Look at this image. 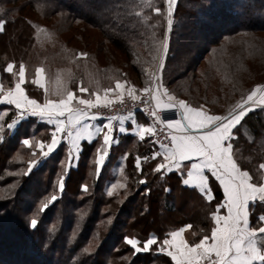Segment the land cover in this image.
<instances>
[{
    "label": "trees",
    "instance_id": "obj_1",
    "mask_svg": "<svg viewBox=\"0 0 264 264\" xmlns=\"http://www.w3.org/2000/svg\"><path fill=\"white\" fill-rule=\"evenodd\" d=\"M142 3L143 0H0V19L7 21L0 32L2 82L5 85L10 79L4 69L11 61L18 66L23 63L28 68H42L47 93L58 87V79L72 91L78 87L90 92L113 88L118 80L129 86L142 85V67L145 62L155 63L158 42L168 32L169 49L163 54L165 67L160 78L164 87L193 107L203 105L213 115H227L231 106L255 85L240 90L235 83L236 68L230 66L227 73L219 70L222 67L216 65L223 59L221 49L234 37L242 41L264 32V0H177L170 32L164 1L151 0L160 13ZM145 16L149 17L147 21ZM51 20L55 40H60L64 30L75 27L74 32L76 28L85 32L89 27L98 31L100 45L89 51L64 41L44 53L38 45L36 27L40 21ZM189 37L197 38L200 46L187 49L182 42ZM181 50H185L183 54H179ZM202 64L206 65L204 70ZM215 78L222 83H212ZM7 108L10 109L0 107V112ZM15 114L10 109L3 118L5 128ZM244 129L252 135L247 139L240 136L236 141L237 158L257 182L259 166L264 163V108L247 114ZM25 138L30 140L29 146L22 144ZM50 138L49 125L28 117L20 121L13 134L5 131L0 140V264H173L158 251V245L133 255L124 237L143 241L155 235L163 240L170 231L191 225L192 238L188 241L198 242L210 231V213L222 199L218 186L210 182L215 200L207 202L197 190L182 186L176 174L162 177L154 172L157 159L142 162L138 171L136 157L150 152L149 140L121 139L97 173L95 160L101 147L98 141L82 143L79 159L72 166L65 143L48 157H38L36 142L48 143ZM33 159L39 163L28 172V163ZM120 163L122 171L117 169ZM60 176L65 178L63 190H59ZM113 184L117 185L115 189ZM166 188L170 191L166 192ZM52 195L56 201L41 212V206ZM261 211L258 206L251 219L253 225ZM33 218L38 221L35 229L30 226Z\"/></svg>",
    "mask_w": 264,
    "mask_h": 264
},
{
    "label": "snow or ice",
    "instance_id": "obj_2",
    "mask_svg": "<svg viewBox=\"0 0 264 264\" xmlns=\"http://www.w3.org/2000/svg\"><path fill=\"white\" fill-rule=\"evenodd\" d=\"M166 22L168 30L173 27L174 6L177 0H165ZM143 7H150L155 13H160L161 9L154 6L151 0H143ZM2 11V9H0ZM148 16L144 17L147 21ZM7 21L0 19V32L6 28ZM35 27V26H34ZM154 27V26H153ZM42 31V29H41ZM169 49L168 32L164 34V38L158 42L157 56L158 68L165 67L164 55ZM79 56H86L87 53H78ZM14 64L8 63L4 71L13 73ZM43 69L37 68L33 83L43 87L42 78ZM19 80L13 88L4 91L0 88V103L12 105L16 109L15 117L6 128L0 123V140L4 139V132L11 131L17 127L19 121L25 116L31 115L45 120L49 125H55L51 131V139L46 145L43 142H36L35 147L40 149V157H48L62 140H67L69 147V157L72 152L80 151L81 139L93 141L95 136L102 133L103 143L97 149V157L95 160L96 172H101V167L108 155V149L112 144L113 137V121H119V131L124 133L128 131L123 124L126 119H131L134 127L132 131L143 140L145 136H155L157 129L155 124L159 123L166 126L168 130L167 139L169 143H160V150L151 154V158L163 157L160 163L155 165L153 169L156 173L179 172L182 177L186 173L187 178H182L181 184L186 187H193L198 190L201 195L209 202L215 197L211 189L210 178L214 177L219 182V186L223 190V202L217 204L216 211L210 213L214 226L210 228V235L204 234L198 242H190L186 240L183 233L191 225H185L178 230H172L165 235L163 240H159L155 235L143 241L135 237H124L126 245L133 250V255L140 252H148L152 246L158 245V251L165 253L174 264H264V210L255 217L256 223L253 225L250 218L255 214L258 206L264 207V182H256L248 170H244L237 158L236 141L240 136L246 139L252 134L244 129V121L247 114L252 110L249 105L255 106L257 103L264 105V85L254 86L246 97L238 100L227 115H212L203 110V105L193 107L186 103L183 99H176L164 87L163 83H157L158 76L152 75L153 84L145 87L140 91L150 94V100L155 107L150 112L154 117L152 124L137 123L134 115L129 111L127 116L112 115L107 117V123L102 126L94 127L86 120H96L103 113L99 111H91L98 106L108 107L112 101L107 100L102 104L101 96L93 92L95 100L91 98H82L78 94H74L72 90L67 89L59 79L57 81L58 88L56 95L59 99L53 100L46 98L43 103H39L36 99L29 98L25 93L22 85L25 82V66L23 63L19 65ZM123 83L116 82V89H121ZM89 90L80 87L79 92L85 93ZM114 90L107 88L105 94ZM47 92V89H46ZM135 89L129 88L128 95L133 101L139 100L140 97L134 94ZM116 100L123 99V93L115 96ZM147 105L148 101H143ZM79 105V106H74ZM147 110V108L145 109ZM169 110H175L177 119L161 118V113H167ZM243 130V131H242ZM25 146L30 145V140L25 138L22 140ZM46 147V151L44 150ZM147 161L148 157H143ZM39 161L33 159L28 163V172H31ZM135 167L139 171L141 169V158L138 156ZM260 169H264V163L260 164ZM67 171V169H65ZM25 173V175L28 174ZM206 173H210L211 177ZM64 176L59 177V189L65 187ZM264 180V174L261 175ZM140 183H145L141 180ZM122 186V185H121ZM83 187V186H82ZM117 185L113 184L112 189ZM150 191V190H149ZM166 192L170 189H165ZM108 195H112L110 189ZM57 197L52 195L40 208L42 212L50 203L56 201ZM226 208L227 214L221 215V211ZM38 225L37 219L30 221V226L35 229ZM195 235V234H194Z\"/></svg>",
    "mask_w": 264,
    "mask_h": 264
},
{
    "label": "rangeland",
    "instance_id": "obj_3",
    "mask_svg": "<svg viewBox=\"0 0 264 264\" xmlns=\"http://www.w3.org/2000/svg\"><path fill=\"white\" fill-rule=\"evenodd\" d=\"M163 1H164V14L166 17L167 4H166L165 0H163ZM175 6H174V8H175ZM36 19L38 20V18H36ZM165 22H166V18H165ZM40 23L41 24L37 25V27H36L37 28L36 29L37 41H38L39 48H41L44 51V53L50 52L51 48H52V50H54L55 46L57 47L58 45H60L64 41L68 42L69 46L76 47V48L86 47L89 49V51H94L96 46L100 45V42H98V41L101 40L100 39L101 37H100L98 31L93 30V29H89V27L88 28L86 27L87 31H85V32H80V31L78 32V28H76L77 32H74L73 29L75 27L71 30H66V31L64 30V32L61 33V35H60V40H55L54 39V37H55L54 25L55 24L53 23V20L45 21V22L40 21ZM43 24H46L49 27H45ZM41 29H42V31H41ZM76 35H81V38H78V36H76ZM194 35L199 37L198 35H196V33H194ZM163 38H164V35H163L162 39ZM189 38H190V40H188L186 42L185 41L182 42V39H181V42L185 44V47L187 49L190 47H193V46L194 47L200 46V43H199L197 38L196 39H192L194 37H189ZM221 50L223 52L221 54L223 59L221 60L220 65L217 64L216 66H221L222 68H220L219 70L220 71L223 70V73L229 72L230 66L233 68H236L238 71L236 72L237 76L235 78V83H236V85L240 86V90L244 89V88H248L252 85H255V86L258 84L264 85V32L249 35L246 37V39H244L242 41L238 40L237 37H234L233 41L229 42L228 44H225ZM184 51L185 50H181L179 52V54H183ZM112 53L121 54L120 52H118V51L115 52L114 50L112 51ZM161 54H164L162 52V50H161ZM165 57L166 56H164V60H165ZM8 63H13V62L10 61ZM158 63H159L158 59L155 61V63L153 65H148L145 62V64L142 67V72H143V77H144V80L142 81L143 84L142 85L136 84L133 86H129L124 82L126 84V87L128 88V90L130 87L134 88L135 89L134 94L137 96H141V95L145 94V93H142L140 90L145 88V87H150L153 84V82H151L152 81V78H151L152 75L155 73L158 76L159 80L161 78V69L158 68ZM13 64H14V72L15 73L19 72V69H18L19 66L16 65L15 63H13ZM6 66H5V68H6ZM205 66L206 65H204V64L201 65L203 70L206 68ZM36 69L28 68L25 66V87H24L25 93H26V95L29 96V98H32V99L38 98V96L36 94V93H38V91H36V87L34 85L30 84V83H33V81L35 79H38V77L36 75ZM43 76H44V81H43L44 91H43V93L45 95L44 98L45 99L46 98L53 99V100L59 99V96L55 94L57 91V88H58L57 86H55L51 92H49V93L46 92V74L44 73V70L42 73V78H43ZM18 78H19L18 73H17V75H14V76L10 75V79L7 82H5V87L9 86L8 85L9 83H11V86H9V87L14 86V83L18 80ZM218 81H219L218 78L217 79L215 78V80L213 79L212 83H214L215 85H218L217 84ZM138 82L139 81L136 80V83H138ZM160 82H162V81L160 80ZM219 82L222 83L221 81H219ZM56 84L58 85V83H56ZM201 84L204 85L203 83H201ZM26 86H29V88H26ZM32 87H33V89H32ZM51 87L52 86H49V88H51ZM169 94H171V93L169 92ZM171 95H173V94H171ZM123 96H129L128 91L123 92ZM175 98L178 100L181 99V98H177V97H175ZM114 100H116V99H114ZM114 100H111V101H114ZM106 102L107 101H102V103H106ZM249 107L252 108V106H249ZM10 109H14V111L16 112L15 108L10 107ZM10 109L7 108V110H3L2 112H0V123L2 122L3 118H5V116L8 114ZM30 116L31 115H28L25 117L28 118ZM14 130H15V128L13 130H11V134H13L15 132ZM150 144L155 150H160V148L156 147L153 143H150ZM37 150H39V153H40V149L37 148ZM38 157H40V155H38ZM40 159H41V157H40ZM186 238L187 239L192 238V235L190 232L186 235ZM163 254H165V253H163Z\"/></svg>",
    "mask_w": 264,
    "mask_h": 264
},
{
    "label": "crops",
    "instance_id": "obj_4",
    "mask_svg": "<svg viewBox=\"0 0 264 264\" xmlns=\"http://www.w3.org/2000/svg\"><path fill=\"white\" fill-rule=\"evenodd\" d=\"M19 69V68H18ZM17 69V70H18ZM13 72H14V69H13ZM18 73V72H17ZM5 74L7 75V76H10V75H13V73H10V72H6L5 71ZM14 76V75H13ZM19 77V76H18ZM17 79V78H16ZM18 80H19V78H18ZM17 80V81H18ZM6 81H8V79L6 80ZM16 81V82H17ZM43 81H44V76H43ZM15 82V83H16ZM151 82H153V81H151ZM157 83H160V80H159V78H158V80L156 81ZM15 83H14V86H15ZM123 83V87L121 88V89H116V83L114 84V86H113V92H111V93H107V94H105V92H104V90L105 89H107V88H105V87H102V88H97V90L98 91H93V92H95V93H97L98 95H100L101 96V100L102 101H107V100H114L115 99V96H117V95H119L120 93H123V92H127L128 91V88L126 87V84L124 83V82H122ZM31 85H34L35 87H36V91H38V93H36L37 94V96H38V98L36 99V100H38V102L39 103H43L44 101H45V95H44V93H43V91H44V86L43 87H41L39 84H36V83H30ZM44 85V84H43ZM14 86H12V87H9V86H6L5 87V85H4V82H2V80H1V76H0V88H2L4 91H7L8 89H10V88H13ZM22 87L24 88L25 87V82H24V84L22 85ZM33 88V87H32ZM79 88L80 87H78L77 89H76V91H73L74 92V94H78V95H80L82 98H85V99H87V98H91L92 100H95V96L94 95H91V93H93L92 91L90 92V91H88V92H85V93H80L79 92ZM25 89V88H24ZM2 106H8V107H13V108H15L14 106H12V105H8V104H6V103H0V107H2ZM74 106H79V105H74ZM249 106H252L251 104L249 105ZM79 107H83V106H79ZM258 108H264V105H260L259 103H257L255 106H252V110L251 111H254V110H256V109H258ZM203 110H205V111H207L208 112V110L206 109V108H204L203 107ZM250 111V112H251ZM209 113V112H208ZM209 114H211V113H209ZM213 115V114H212ZM30 117H33V116H30ZM34 118H36V119H38L39 121H41V122H44V123H46L47 124V122L45 121V120H41L39 117H34ZM134 118H135V120H136V122L137 123H140V124H145V125H148L147 123H146V121L144 120V118H143V116H141L140 114H135L134 115ZM27 119V117H25L23 120H26ZM85 122H87V123H89L90 125H92L93 126V128L94 127H98V126H102L104 123H107V121H105V120H100V119H96V120H86ZM19 123H20V121H19ZM19 123H18V125H19ZM18 125H17V127H18ZM47 125H49V124H47ZM50 127H51V131L52 130H54V127H55V125H49ZM123 126L126 128V129H128V131H126V132H124V133H122V132H120L119 131V127H120V122L117 120V121H113V137H114V140H113V142H112V144L110 145V147H109V149H108V155H107V157L109 156V153H110V150H111V148L112 147H116V146H118L119 145V141L121 140V139H124V138H126V137H130V138H132L134 141H136V142H144L145 140H149V144L151 143V136H145V138L143 139V140H140V138L132 131V128L134 127V125H133V123H132V120L131 119H126L125 121H124V124H123ZM17 127L15 128V130L14 131H16V129H17ZM51 139V138H50ZM94 141H98L99 142V145L101 146L102 145V143H103V136H102V133L100 134V135H98V136H95L94 138H93V141L92 142H94ZM49 142H50V140H49ZM84 142H87V143H92V142H89L87 139H81V141H80V151L79 152H72L71 153V157H69V147H70V145H69V143H68V141L67 140H62L61 141V143H65L66 145H67V154H68V160L70 161V163H72V166H74L75 164H76V162L78 161V159H79V156H80V152H81V148H82V143H84ZM45 145L47 144V143H44ZM58 147H59V145H58ZM57 147V148H58ZM56 148V149H57ZM39 149V148H38ZM56 149L52 152V153H50L49 155H51V154H53L55 151H56ZM45 151L47 150L46 149V147H45V149H44ZM155 151H159V150H155L152 146H151V150H150V152H148V153H146L144 156H142V157H140L141 158V164H142V162L144 163V162H146L145 160H143V157H145V156H147L149 159L148 160H152V158H151V154L153 153V152H155ZM97 157V156H96ZM107 157L105 158V162H106V160H107ZM136 159H137V157H136ZM155 159H157V162H156V164L157 163H160L162 160H163V157L162 156H160V157H156ZM121 160V159H120ZM105 162H104V164H105ZM121 162H122V160H121ZM136 162V161H135ZM103 164V165H104ZM155 164V165H156ZM262 164V163H261ZM102 165V166H103ZM155 165H154V168H155ZM117 169L119 170V171H122V169H123V164L122 163H120L119 164V166L117 167ZM259 169H260V167H259ZM260 175L257 177V182L259 183V182H264V180H261V175L262 174H264V169H260ZM169 174H176L177 176H179V177H181V180H182V178H187L186 177V173L183 175V177H182V175L179 173V172H171V173H163V174H161V176L162 177H164L165 175H169ZM207 175H209L210 177H211V174L210 173H206ZM211 181H213V183L215 184V185H217L218 186V188H219V190H220V192H221V194H222V199L217 203V204H222V202H223V190H222V188L219 186V182L218 181H216L215 180V178L214 177H211L210 178V182ZM211 184V183H210ZM186 187V186H185ZM188 188H191V189H194V190H196L195 188H193V187H188ZM211 189H212V186H211ZM198 191V190H197ZM212 191H213V195H214V189H212ZM199 192V191H198ZM200 193V192H199ZM201 194V193H200ZM215 197V196H214ZM206 200V199H205ZM215 200V199H214ZM213 200V201H214ZM207 201V200H206ZM207 202H209V201H207ZM217 204L214 206V211H216V209H217ZM259 207H261V209L262 210H264V207H262V206H259ZM221 215H226L227 214V209L226 208H224L222 211H221V213H220ZM251 219H252V217L250 218V222L252 223V221H251ZM212 226H214V222H213V220H212ZM189 233V228L188 229H186V231L183 233V236H184V238L186 239V240H188L187 238H186V235ZM208 235H210V231L208 232ZM170 258V257H169ZM171 259V258H170ZM172 261V260H171ZM173 262V261H172ZM173 264H174V262H173Z\"/></svg>",
    "mask_w": 264,
    "mask_h": 264
},
{
    "label": "built area",
    "instance_id": "obj_5",
    "mask_svg": "<svg viewBox=\"0 0 264 264\" xmlns=\"http://www.w3.org/2000/svg\"><path fill=\"white\" fill-rule=\"evenodd\" d=\"M139 97V100L133 101L130 96H123L122 101L114 100L108 107L98 106V108H94L91 111H99L103 113V115L99 116L98 119L105 121H107V117L109 116H127L129 111H131L133 115L140 114L141 116H143L147 124H152L154 117L150 115V112L154 109L155 105L150 100V94L145 93ZM143 101H148L147 105H145ZM146 108L147 110H145ZM161 118L177 119L179 117L175 114V110H169L167 113L162 112ZM155 127L157 129V133L155 136H151L152 143L158 148H160V143L170 144V140L167 139L168 130L166 126H162L157 123L155 124Z\"/></svg>",
    "mask_w": 264,
    "mask_h": 264
}]
</instances>
